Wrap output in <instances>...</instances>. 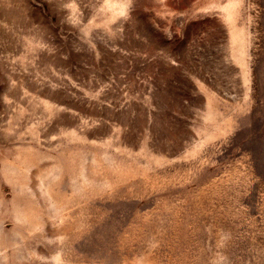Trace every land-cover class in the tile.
I'll list each match as a JSON object with an SVG mask.
<instances>
[{
  "label": "rangeland",
  "instance_id": "374dc122",
  "mask_svg": "<svg viewBox=\"0 0 264 264\" xmlns=\"http://www.w3.org/2000/svg\"><path fill=\"white\" fill-rule=\"evenodd\" d=\"M0 264H264V0H0Z\"/></svg>",
  "mask_w": 264,
  "mask_h": 264
}]
</instances>
